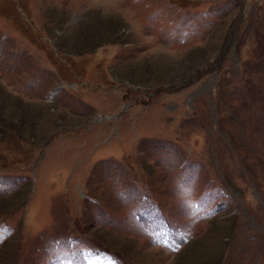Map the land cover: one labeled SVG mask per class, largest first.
Here are the masks:
<instances>
[{
  "label": "rangeland",
  "instance_id": "rangeland-1",
  "mask_svg": "<svg viewBox=\"0 0 264 264\" xmlns=\"http://www.w3.org/2000/svg\"><path fill=\"white\" fill-rule=\"evenodd\" d=\"M0 264H264V0H0Z\"/></svg>",
  "mask_w": 264,
  "mask_h": 264
}]
</instances>
